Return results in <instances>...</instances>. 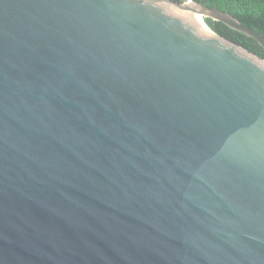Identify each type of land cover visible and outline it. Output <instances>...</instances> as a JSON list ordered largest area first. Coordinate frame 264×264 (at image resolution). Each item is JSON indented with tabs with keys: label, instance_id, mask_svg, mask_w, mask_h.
I'll return each instance as SVG.
<instances>
[{
	"label": "water",
	"instance_id": "1",
	"mask_svg": "<svg viewBox=\"0 0 264 264\" xmlns=\"http://www.w3.org/2000/svg\"><path fill=\"white\" fill-rule=\"evenodd\" d=\"M203 17L264 48L194 0H0V264H264V59Z\"/></svg>",
	"mask_w": 264,
	"mask_h": 264
},
{
	"label": "trees",
	"instance_id": "2",
	"mask_svg": "<svg viewBox=\"0 0 264 264\" xmlns=\"http://www.w3.org/2000/svg\"><path fill=\"white\" fill-rule=\"evenodd\" d=\"M180 1V0H177ZM209 7L232 14L242 24L264 35V0H194ZM210 28L228 41L264 59V48L257 40L222 21L205 17Z\"/></svg>",
	"mask_w": 264,
	"mask_h": 264
},
{
	"label": "bare ground",
	"instance_id": "3",
	"mask_svg": "<svg viewBox=\"0 0 264 264\" xmlns=\"http://www.w3.org/2000/svg\"><path fill=\"white\" fill-rule=\"evenodd\" d=\"M187 5L192 6L190 3H187ZM193 7V6H192ZM203 22L205 24V26L213 33L214 31L210 28V26L207 24L205 17H203Z\"/></svg>",
	"mask_w": 264,
	"mask_h": 264
},
{
	"label": "rangeland",
	"instance_id": "4",
	"mask_svg": "<svg viewBox=\"0 0 264 264\" xmlns=\"http://www.w3.org/2000/svg\"><path fill=\"white\" fill-rule=\"evenodd\" d=\"M189 6V5H188Z\"/></svg>",
	"mask_w": 264,
	"mask_h": 264
}]
</instances>
